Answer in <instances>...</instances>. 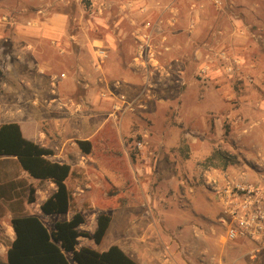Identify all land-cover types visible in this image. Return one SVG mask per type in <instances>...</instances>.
I'll list each match as a JSON object with an SVG mask.
<instances>
[{
	"label": "rangeland",
	"instance_id": "obj_1",
	"mask_svg": "<svg viewBox=\"0 0 264 264\" xmlns=\"http://www.w3.org/2000/svg\"><path fill=\"white\" fill-rule=\"evenodd\" d=\"M56 12L66 14L72 37L55 50L72 56L82 40L80 77L90 84L82 87L90 95L74 136L90 140L92 151L84 154L74 139L67 141V216L82 212L80 227L92 233L99 213L111 215L99 243L81 235L79 244L100 251L128 246L144 264L142 242L172 239L180 227L187 236H208L230 264L235 252L218 243L219 204L204 185V171L232 179L250 171L264 184V0H0V123L35 107L52 143L62 136L50 116L66 115L52 99L79 95L78 77L70 93L57 90L67 75L64 63L48 64L47 46L37 50L34 39L16 36L44 31ZM138 33L149 34L141 57ZM99 47L107 55L95 69ZM92 100L100 101L98 109ZM243 261L247 256L231 264ZM256 264H264V254L256 252Z\"/></svg>",
	"mask_w": 264,
	"mask_h": 264
},
{
	"label": "crops",
	"instance_id": "obj_2",
	"mask_svg": "<svg viewBox=\"0 0 264 264\" xmlns=\"http://www.w3.org/2000/svg\"><path fill=\"white\" fill-rule=\"evenodd\" d=\"M122 19L123 17H119V15L117 16L118 23H121ZM66 21V14L56 12L53 13V15H51L50 17H47V19L45 20V22L49 24V27L46 26L44 31H38L35 36L25 35V38L21 36L20 33H18L16 36L17 39H34V45L37 50H39L43 46H47L46 53L44 54H47L46 56L49 55L48 57H50L47 61L48 64L55 65V63H64L63 65H65V69L67 70V73H64L67 75L65 79H62L61 82L58 83L59 85H56L58 86L57 90L64 91L65 93H70L69 88L74 85V80L78 77V79L75 81L80 83V94L73 97H69L67 95V97L71 99V102H67L66 107H60L58 102L52 103V106L56 112H63L66 114L65 116L63 115L61 117L57 114L50 116L52 118V121L57 124L55 131L57 133H61V139L58 143H52V141L48 137V133L40 127V118L36 116L37 113L35 107L30 109L29 115L24 113L22 115L19 114L18 116H16V119L8 121L17 122L20 126L23 136L27 139L39 143L42 146L51 148L53 150V154L51 156L52 159L66 162L70 166H72L71 154L68 150L69 147L67 141L74 139L75 141L72 142V144L75 145L76 140L83 139L80 136L75 137L74 135L80 132L79 127L83 125V119L82 117H80L81 115L77 114L85 106L86 101H88V99L85 100L86 97L90 95L88 90H83L82 87H89L90 84L88 81L84 80V78L83 80H81L80 77L81 71L82 73H85L86 70L84 66V59L81 56L86 45L82 42V40L76 41V43L80 44V47L78 46V48L76 49L77 51L74 54H71L72 56H67V54H65V49L60 50L62 56H59L58 52L55 50L56 47L64 46V44H67L70 37H72V34H70L65 29ZM119 26L118 28L120 29ZM48 39L54 40V43H56V45L52 46L53 44H51L49 46L47 43ZM14 49L15 51H23V48H15V46ZM87 50L88 49L86 48V51ZM89 50L90 53L93 54V52H91V48ZM86 55L88 56L89 53H86ZM66 57H69L70 59H66ZM51 69L57 68L51 67ZM99 80L100 76L98 75L94 81L97 83ZM65 88L67 91H65ZM58 97L65 100L64 96L60 94H58ZM52 100L55 102L56 99L53 98ZM99 102V100H92V102H90L93 105L92 108L98 109ZM33 104H37V98L34 99ZM69 116H72L73 118ZM71 148L72 151L76 153L79 152L77 147L74 146ZM260 177L261 176H257V174L253 172L245 171L243 175H237L235 179L245 182L253 181L256 179V182L261 183ZM36 182H41L42 185H47V189L43 190L42 188H40V186H38ZM30 184L35 188V202L31 203L27 201L28 194L26 189ZM54 190L55 185L53 182L49 180L39 181L35 178H32L26 171L22 170L15 156H0V264L6 263L8 247L15 238V233L11 225V219L14 215L36 214L50 229L53 228V224L56 219L62 220L71 218L74 211L71 212L69 216H67V214L70 210L66 213H62V216H59V214H45L41 211L40 204ZM213 212L214 211L211 209L210 213ZM214 213H216L215 215H217V212ZM83 216L85 218L84 214ZM95 228L96 219L94 230ZM177 232V237H173L172 239L167 240L165 239L162 240V242H142L145 246L144 264H225L223 263L224 258L222 257L221 253H217L215 250V242H211L208 236L202 235L200 238H195L192 234H188L187 236L186 231L184 229H181L180 227L178 228ZM218 243L225 244L230 254L235 252V257L231 259L230 264L233 262H238L241 258H244L246 256L247 262L243 261L244 264H256V246L253 242H242L241 240H237V242H223L221 240V242ZM159 244L160 246L162 245L163 248H160L158 246ZM85 246L91 247V245ZM121 249H123L128 255L132 257V254L128 253V250L131 251L128 246L122 247ZM259 253L264 254V252L261 251ZM228 258L229 257H226L227 261H229L230 259Z\"/></svg>",
	"mask_w": 264,
	"mask_h": 264
},
{
	"label": "trees",
	"instance_id": "obj_3",
	"mask_svg": "<svg viewBox=\"0 0 264 264\" xmlns=\"http://www.w3.org/2000/svg\"><path fill=\"white\" fill-rule=\"evenodd\" d=\"M76 143L82 153H91L90 140L78 139ZM52 154L51 148L24 137L17 122L0 123V156H15L20 168L32 178L53 182L55 190L40 204V209L45 214H62L71 210L72 191L67 180L72 167L52 159ZM27 190V201L35 202V188L30 184ZM110 221V214L99 213L96 228L90 234L80 228L85 222L80 211H74L69 219H56L51 229L36 214H16L11 219L15 238L8 247L5 264H139L117 245L102 251L79 245L81 235L99 243Z\"/></svg>",
	"mask_w": 264,
	"mask_h": 264
},
{
	"label": "built area",
	"instance_id": "obj_4",
	"mask_svg": "<svg viewBox=\"0 0 264 264\" xmlns=\"http://www.w3.org/2000/svg\"><path fill=\"white\" fill-rule=\"evenodd\" d=\"M148 27V25H146ZM139 34V33H138ZM139 56L142 48L147 44L149 34L139 35ZM106 51L99 47L95 51V69L101 68L106 57ZM65 76V74H61ZM56 76L52 78L54 84ZM60 107H66L71 99L55 97ZM205 187L214 195L219 204L217 221L222 227L220 239L223 241L248 240L256 246V252H264V184L251 183L232 179L219 178L211 175V170L204 171Z\"/></svg>",
	"mask_w": 264,
	"mask_h": 264
},
{
	"label": "bare ground",
	"instance_id": "obj_5",
	"mask_svg": "<svg viewBox=\"0 0 264 264\" xmlns=\"http://www.w3.org/2000/svg\"><path fill=\"white\" fill-rule=\"evenodd\" d=\"M137 38H138V39H142V37H140V36H137Z\"/></svg>",
	"mask_w": 264,
	"mask_h": 264
}]
</instances>
